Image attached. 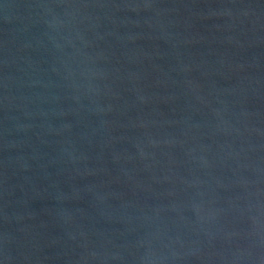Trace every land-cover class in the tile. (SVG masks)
I'll return each instance as SVG.
<instances>
[{
    "label": "water",
    "instance_id": "1",
    "mask_svg": "<svg viewBox=\"0 0 264 264\" xmlns=\"http://www.w3.org/2000/svg\"><path fill=\"white\" fill-rule=\"evenodd\" d=\"M2 264H264V0H0Z\"/></svg>",
    "mask_w": 264,
    "mask_h": 264
},
{
    "label": "clouds",
    "instance_id": "2",
    "mask_svg": "<svg viewBox=\"0 0 264 264\" xmlns=\"http://www.w3.org/2000/svg\"><path fill=\"white\" fill-rule=\"evenodd\" d=\"M0 264H2V261H0Z\"/></svg>",
    "mask_w": 264,
    "mask_h": 264
}]
</instances>
